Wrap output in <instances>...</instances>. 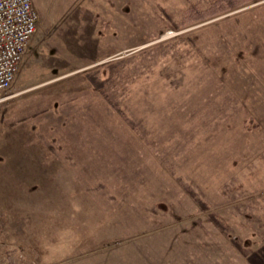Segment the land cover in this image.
<instances>
[{
    "label": "rangeland",
    "instance_id": "obj_1",
    "mask_svg": "<svg viewBox=\"0 0 264 264\" xmlns=\"http://www.w3.org/2000/svg\"><path fill=\"white\" fill-rule=\"evenodd\" d=\"M217 1L33 0L0 264H264V0Z\"/></svg>",
    "mask_w": 264,
    "mask_h": 264
},
{
    "label": "built area",
    "instance_id": "obj_2",
    "mask_svg": "<svg viewBox=\"0 0 264 264\" xmlns=\"http://www.w3.org/2000/svg\"><path fill=\"white\" fill-rule=\"evenodd\" d=\"M38 21L33 0H0V107L9 99Z\"/></svg>",
    "mask_w": 264,
    "mask_h": 264
},
{
    "label": "trees",
    "instance_id": "obj_3",
    "mask_svg": "<svg viewBox=\"0 0 264 264\" xmlns=\"http://www.w3.org/2000/svg\"><path fill=\"white\" fill-rule=\"evenodd\" d=\"M219 1V2H218ZM218 3H214L210 8H208L205 12H202L198 15V20H203L206 18H210L213 16H217L219 14H222L229 9L233 8V1L232 0H218ZM250 0H244L242 4L238 5L237 7L241 5H245V3H248Z\"/></svg>",
    "mask_w": 264,
    "mask_h": 264
}]
</instances>
